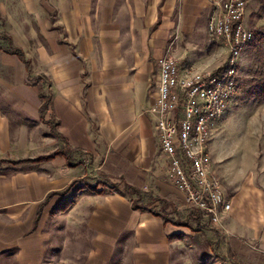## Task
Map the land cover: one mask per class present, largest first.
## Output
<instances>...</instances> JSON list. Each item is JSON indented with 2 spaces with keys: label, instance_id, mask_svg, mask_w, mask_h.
Wrapping results in <instances>:
<instances>
[{
  "label": "crops",
  "instance_id": "obj_1",
  "mask_svg": "<svg viewBox=\"0 0 264 264\" xmlns=\"http://www.w3.org/2000/svg\"><path fill=\"white\" fill-rule=\"evenodd\" d=\"M216 1L0 0V12L14 14L12 19L20 21L17 28L26 33L20 32V44L9 36L29 65L8 56L10 66L21 74L31 68L50 97L44 116L37 89L29 83L24 89L28 99L15 109L0 102V264H45L46 254L53 251L51 239L62 232L69 237L65 245L83 243L91 253L85 264L107 258L110 250L103 238L109 236L132 241L133 264H172L174 243L168 236H186L179 232L186 230L137 212L125 193L105 191L150 187L166 192L168 199L173 195L185 207L183 194L167 186L171 183L165 167L158 166L159 141L147 109L157 97V60L167 51L181 67L219 66L204 60L208 56L204 58L202 50L189 49L201 48L210 6ZM29 48L36 51L25 53ZM65 149L71 165L62 156ZM55 152L56 159L36 162ZM90 177L98 180L102 193L84 189L67 212H55L71 197L72 190L63 193L68 186ZM106 177L120 180L122 186H108ZM225 194L230 210L222 218L230 216L237 238L234 252L248 251L239 239L259 238L255 230L264 213L252 217L258 223L253 227L252 200ZM243 204L250 212H242ZM189 217L208 222L199 214ZM78 237L83 238L79 244Z\"/></svg>",
  "mask_w": 264,
  "mask_h": 264
},
{
  "label": "rangeland",
  "instance_id": "obj_2",
  "mask_svg": "<svg viewBox=\"0 0 264 264\" xmlns=\"http://www.w3.org/2000/svg\"><path fill=\"white\" fill-rule=\"evenodd\" d=\"M7 13L8 12H4V14H2L0 12V102L7 103V107L14 106L15 109L17 106L16 104L28 99L27 94L24 92L28 83L36 87L39 101L40 94L41 96L44 94L48 97L49 93L44 90L43 84L45 83L41 82L37 77L32 76L31 68L28 67L27 72L21 74L18 68H12L10 66L12 61L8 56L18 59V61L23 62L24 65H27L28 62L23 59L24 53L21 47L17 46V44H20L22 41L23 33L20 34V32H24V36H26L25 30L17 28L20 21L12 19L14 14ZM17 16H19V13ZM245 22L253 33L259 30L264 31V1L250 0L245 11ZM9 33L14 36L13 38L17 44H13L11 41L12 37L9 36ZM201 48L192 46L189 49H191V52L195 51L198 53L202 50L203 56L205 55L204 58L208 56L206 59H203H208V61H212L213 64L217 63L219 66H222L226 62L227 51L225 49L224 51H220L217 45L210 43L207 34L203 44L201 43ZM35 51V48H29L25 53L30 54ZM254 68L255 52L250 46H247L240 61L237 92L228 102L222 119L212 134L209 147L211 150L212 169L215 170L216 174L220 177L224 191L226 193L228 192V194L231 193L232 197L237 195L240 197V200L244 197H247L249 201L252 200L251 207L253 208V212L249 213V221L252 223L253 227H257L258 223L252 221V217L255 218L257 215L264 213V103L256 104L243 95V90L246 89V81L251 79L249 72ZM212 69L214 68L208 70ZM149 108L150 107H148V109ZM63 151L65 154L62 156L65 155V160L68 162V165H71L73 159L70 153L67 149ZM53 159H56V157L50 160ZM36 162L42 163L43 161ZM82 163L85 164L86 160H83ZM11 165L14 166L12 163ZM158 166H161V170L165 167L163 157L160 153L158 155ZM88 171H91L89 167ZM96 177L99 178L100 176ZM89 179L90 180L87 179L86 181H78L79 183L74 184L71 188L73 191L71 197L67 198V200L65 199L66 201L63 200L61 205L71 200L75 201L76 195L84 191L77 190L81 185H90L91 183L93 187L98 185V183H96L98 180L94 177H90ZM113 180L115 181L113 182ZM105 183L112 187H117L118 185L122 186L121 181H116V178L113 177H106ZM166 184L174 188V186H171L168 182H166ZM119 190L108 188V191L105 192L112 193L113 191H117L121 194L125 193L134 200V202L135 199H138L142 206L152 205L157 202L156 210L164 213L165 211L163 210L167 209L168 211L165 213L171 218L174 217V214H178V212L181 213V215L184 214V216H190V214H193V216L198 215L196 212L189 210L186 206H179L178 202L180 203V201L177 202V199H174L173 195L170 194L169 199L166 198V192L164 191L150 187L144 189L130 187V189L120 192ZM140 203L139 205H141ZM61 205L59 207H61ZM178 207L179 211L177 212L176 210ZM242 207V212H250L247 211V207H245L244 204ZM260 222L258 226L259 230H255L259 234L258 239H254V241L251 242L247 239H239L248 251L240 250L234 252L232 244H234L233 242L236 241L237 238L233 229L230 228L231 220L229 214L226 215V218H223L221 227L212 226L209 222H204L206 226L196 227L193 220L190 219L188 224L190 230L179 227V229L186 230L184 232L179 231L180 233L187 232L188 234L186 236L182 234H173L176 235L175 238L169 241L170 244L174 243L172 244V246H174L172 264H234V262L237 264H264V249H262L264 246L260 245L261 239L264 237V221L261 220ZM87 231L88 230H86V232ZM58 234L60 236L56 239L55 236L53 240L51 239L52 245L50 246V250L53 251L46 254L44 263L85 264L86 255L90 256L91 253H86L83 243H80V245L76 247H72L68 244L65 245L69 237L64 236L63 232ZM84 236L87 240L90 239L88 238L90 236H86V233ZM79 240L83 241V238H77L78 244ZM93 240L94 238L91 237V241ZM98 240L99 239H96V241ZM103 240L106 242L105 244L108 245V250H110V252L107 258H95L100 261L97 264H133L131 254L132 241L129 238L126 237L124 239L119 236H109L103 238ZM120 240L122 241L119 243L118 241ZM211 244L213 245L211 246Z\"/></svg>",
  "mask_w": 264,
  "mask_h": 264
},
{
  "label": "built area",
  "instance_id": "obj_3",
  "mask_svg": "<svg viewBox=\"0 0 264 264\" xmlns=\"http://www.w3.org/2000/svg\"><path fill=\"white\" fill-rule=\"evenodd\" d=\"M249 2L218 0L210 6L206 34L210 43L227 51L222 66L181 67L169 51L157 60V97L148 109L165 176L183 194L185 206L215 227H221L230 204L212 169L209 142L237 92L241 57L253 38L245 22Z\"/></svg>",
  "mask_w": 264,
  "mask_h": 264
},
{
  "label": "trees",
  "instance_id": "obj_4",
  "mask_svg": "<svg viewBox=\"0 0 264 264\" xmlns=\"http://www.w3.org/2000/svg\"><path fill=\"white\" fill-rule=\"evenodd\" d=\"M249 46L255 52V68L249 72L251 79L246 81V89L243 90V95L244 97L251 100L252 102H255L256 104H262L264 103V31L263 30H259L256 33H253V38L251 42L249 43L248 47ZM40 101H41L40 114L41 116H44L50 104V97L49 96L46 97L44 94L43 96H41L40 94ZM58 155L59 153L56 152L50 156L39 158L37 161H41V160L49 161L50 159ZM76 183H79V182L78 181L73 182L70 186H68V188L63 193L68 194L71 188L73 187V185ZM97 188L98 186L96 185L93 187V186H88L87 184H85V185H81L80 188L77 190L79 191V190L89 189L91 193L93 194L94 193L101 194L102 192L98 191ZM135 202L134 200H132V206L134 209L142 213L147 212V213L152 214L153 216L160 217L164 225L171 224L176 227H183V228H187L190 230V226L188 224H189L191 217L183 216L181 214L176 213L173 215L174 217L171 218L170 216H167L168 214L166 215L165 213L166 210H163L165 212L161 213L157 211L156 210L157 207H154L153 205L142 206V204L140 203L138 199H135ZM73 203H74V200L63 203V205H61V207L56 209L55 212L57 213L67 212ZM139 203L141 205H139ZM198 219L193 220L196 227L205 226V224H200V221ZM175 236L176 235L168 236V241H171L172 239H174ZM212 245L213 244H211V246ZM234 264H237V263L234 262Z\"/></svg>",
  "mask_w": 264,
  "mask_h": 264
}]
</instances>
